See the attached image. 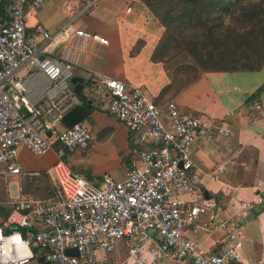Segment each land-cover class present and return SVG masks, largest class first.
Segmentation results:
<instances>
[{
	"label": "built area",
	"instance_id": "obj_1",
	"mask_svg": "<svg viewBox=\"0 0 264 264\" xmlns=\"http://www.w3.org/2000/svg\"><path fill=\"white\" fill-rule=\"evenodd\" d=\"M45 1L7 0L5 4L0 24V181L20 175L29 181L44 177L43 171L24 172L19 155L23 145L41 155L56 143L85 149L94 138L84 119L58 126L67 109L80 101L68 83L75 52L84 51L90 40L108 44V39L87 29H73L74 19L55 32L42 24L28 30L27 4L40 8ZM73 1L83 4L84 14L101 0ZM70 35L63 58L48 51L54 41ZM26 67L43 73L58 94L48 91L47 96L30 100L16 78ZM103 82L110 96L108 112L136 136L142 147L138 156L123 179L106 176L103 185L64 168L60 160L55 165L52 198L22 193L0 197V264H241L243 244L237 233H230V241L209 252L186 234L201 227L202 217L216 204L201 190L193 147L201 137L231 131L222 122L207 125L201 114L174 100L159 104L129 82L114 77ZM255 106L261 108L258 101ZM225 170V165H219L213 177L219 178ZM261 204L264 188L244 201L242 208L254 211ZM215 222L211 215L208 229ZM19 242L28 254L20 252ZM70 248L78 254L68 253Z\"/></svg>",
	"mask_w": 264,
	"mask_h": 264
},
{
	"label": "crops",
	"instance_id": "obj_2",
	"mask_svg": "<svg viewBox=\"0 0 264 264\" xmlns=\"http://www.w3.org/2000/svg\"><path fill=\"white\" fill-rule=\"evenodd\" d=\"M6 1L0 0V24ZM82 10L83 4L73 0H46L40 8L31 3L26 6L28 30L42 24L55 32L74 19L73 29H87L104 36L108 44L90 40L84 51L75 52L76 61L70 67L71 78H83L82 93L91 106L84 117L94 136L91 144L85 149L55 144L41 155L21 146L24 172L43 171L45 175L38 181H29L25 175L15 176L21 183L20 194L38 197L30 187L37 183L44 186L46 199L52 198V188L57 183L55 165L60 160L64 168L86 176L96 185H103L106 176L115 180L126 176L142 147L126 124L108 112L110 96L103 80L114 77L139 86L159 104L174 100L182 108L201 114L207 125L222 122L231 131L229 135L201 137L193 147L192 158L201 173V190L216 204L202 217L201 227L189 229L186 234L209 252L230 241L229 234L235 232L243 244L240 263L264 264V204L254 211L242 208L244 201L254 199L264 188V92L256 100L260 109L256 108V101H247L264 84V65L254 71H204L179 88L173 85L178 64L153 58L164 26L142 0H101L87 13L81 14ZM71 36L54 41L48 51L63 58ZM16 78L23 82L32 101L47 96L48 91L58 94L43 73H33L29 67L19 70ZM71 78L68 83L73 87ZM80 103L81 100L66 112ZM62 123L58 127H65ZM219 165H225L226 170L215 178L213 172ZM8 182L9 179L0 181V197L10 194ZM211 215L216 222L208 229ZM224 221L227 227L220 225Z\"/></svg>",
	"mask_w": 264,
	"mask_h": 264
},
{
	"label": "trees",
	"instance_id": "obj_3",
	"mask_svg": "<svg viewBox=\"0 0 264 264\" xmlns=\"http://www.w3.org/2000/svg\"><path fill=\"white\" fill-rule=\"evenodd\" d=\"M142 1L165 29L154 60L169 62L186 53L185 63L175 69L173 85L185 87L204 71H254L263 67L264 0ZM263 92L264 84L247 101L259 100ZM79 97L81 103L63 116L65 126L84 119L91 111L85 95Z\"/></svg>",
	"mask_w": 264,
	"mask_h": 264
},
{
	"label": "rangeland",
	"instance_id": "obj_4",
	"mask_svg": "<svg viewBox=\"0 0 264 264\" xmlns=\"http://www.w3.org/2000/svg\"><path fill=\"white\" fill-rule=\"evenodd\" d=\"M165 30V29H164ZM164 33V31H163ZM162 33V35H163ZM173 54H175L174 51H172ZM185 55L186 53H181V54H178L176 55L172 61H175L176 62V66L177 64L180 65V64H184L185 63ZM188 61H192L191 57L188 56ZM63 124V123H62ZM62 124L60 126H62ZM6 183V182H5ZM39 183V182H38ZM8 187H9V191H10V194L8 195V197H17L20 195V187H21V183H20V180L19 178L15 177V176H12L9 178V182H8ZM31 188L33 190L34 193L37 192V196L38 198H46L45 194L43 195L44 193V186H40L39 184L37 183H33L31 185ZM1 189V188H0ZM39 189V190H37ZM43 190L42 194H39L41 191ZM47 193H49V191L46 190ZM33 195V194H32ZM7 197V196H6ZM5 198V197H3ZM121 254H123V252H121Z\"/></svg>",
	"mask_w": 264,
	"mask_h": 264
},
{
	"label": "water",
	"instance_id": "obj_5",
	"mask_svg": "<svg viewBox=\"0 0 264 264\" xmlns=\"http://www.w3.org/2000/svg\"><path fill=\"white\" fill-rule=\"evenodd\" d=\"M83 78L81 76H72L70 83L73 84V88L74 91L76 92V94L80 95L82 93V90L84 88V84L82 83ZM8 88V86H6ZM48 134L50 135L51 132H48ZM210 197V196H208ZM68 253H72V254H78V251L76 248H70L67 250Z\"/></svg>",
	"mask_w": 264,
	"mask_h": 264
},
{
	"label": "bare ground",
	"instance_id": "obj_6",
	"mask_svg": "<svg viewBox=\"0 0 264 264\" xmlns=\"http://www.w3.org/2000/svg\"><path fill=\"white\" fill-rule=\"evenodd\" d=\"M10 239H8V241H9ZM19 248H20V252L22 253V254H28L29 253V250L25 247V245L23 244V243H21V242H19Z\"/></svg>",
	"mask_w": 264,
	"mask_h": 264
}]
</instances>
